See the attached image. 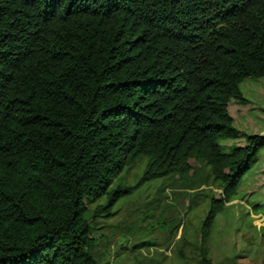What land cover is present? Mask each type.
Here are the masks:
<instances>
[{
    "label": "trees",
    "instance_id": "1",
    "mask_svg": "<svg viewBox=\"0 0 264 264\" xmlns=\"http://www.w3.org/2000/svg\"><path fill=\"white\" fill-rule=\"evenodd\" d=\"M260 79L264 0H0V264H98L96 221L201 168L220 195L195 248L214 264L217 217L264 149L230 108Z\"/></svg>",
    "mask_w": 264,
    "mask_h": 264
},
{
    "label": "rangeland",
    "instance_id": "2",
    "mask_svg": "<svg viewBox=\"0 0 264 264\" xmlns=\"http://www.w3.org/2000/svg\"><path fill=\"white\" fill-rule=\"evenodd\" d=\"M241 90L246 103L232 102L230 108L235 127L248 135H264V79L246 80ZM220 144L228 151L246 142ZM147 165V159H141L115 185L124 180L136 186ZM211 194L218 197L220 192L208 168H201L195 178L172 176L144 183L119 200L111 217L96 221L98 264H198L195 245ZM178 224L181 228L173 229ZM185 242L190 245L182 250ZM210 248L214 264H264V149L217 217Z\"/></svg>",
    "mask_w": 264,
    "mask_h": 264
}]
</instances>
